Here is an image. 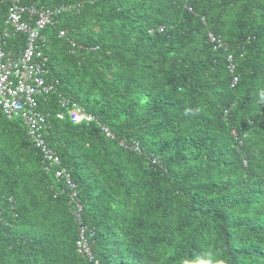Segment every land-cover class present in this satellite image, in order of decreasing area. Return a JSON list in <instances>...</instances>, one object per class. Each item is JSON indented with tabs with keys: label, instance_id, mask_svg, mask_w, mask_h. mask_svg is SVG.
<instances>
[{
	"label": "trees",
	"instance_id": "obj_1",
	"mask_svg": "<svg viewBox=\"0 0 264 264\" xmlns=\"http://www.w3.org/2000/svg\"><path fill=\"white\" fill-rule=\"evenodd\" d=\"M20 1L63 8L41 31L58 85L38 109L83 208L0 108V264H264V0ZM61 98L95 119H59Z\"/></svg>",
	"mask_w": 264,
	"mask_h": 264
},
{
	"label": "built area",
	"instance_id": "obj_2",
	"mask_svg": "<svg viewBox=\"0 0 264 264\" xmlns=\"http://www.w3.org/2000/svg\"><path fill=\"white\" fill-rule=\"evenodd\" d=\"M9 2L8 17L6 25L12 27L14 33L23 32L27 34V42L24 49L13 55L4 49L5 40L9 35L4 33L3 41H0V108L7 118L20 117L27 126L28 134L40 149L45 169L49 171L53 166L57 179L64 182L70 199L75 207V217L81 218L82 204L79 198L78 186L74 182L70 171L62 166L59 155L45 142L44 133L47 127V118L38 109V97L55 93L58 80L48 81V69L41 49V31L52 24L55 16L60 14L62 7L56 9L39 8L36 5H25L20 0H0V8L3 3ZM61 31L60 36H65ZM212 40L215 38L211 35ZM237 78L234 79V82ZM61 110L57 114L59 119L69 116L74 123L92 121L95 118L86 113L77 103L68 98L60 99ZM107 136H113L109 128L102 126ZM127 148L126 141H122ZM139 152L140 148H136ZM79 239L77 245L79 251L93 258L90 237L93 231L87 225L78 221ZM97 263V262H96Z\"/></svg>",
	"mask_w": 264,
	"mask_h": 264
},
{
	"label": "clouds",
	"instance_id": "obj_3",
	"mask_svg": "<svg viewBox=\"0 0 264 264\" xmlns=\"http://www.w3.org/2000/svg\"><path fill=\"white\" fill-rule=\"evenodd\" d=\"M259 98L262 102H264V91H262L259 95ZM200 264H212L211 259L205 260V261H201Z\"/></svg>",
	"mask_w": 264,
	"mask_h": 264
}]
</instances>
